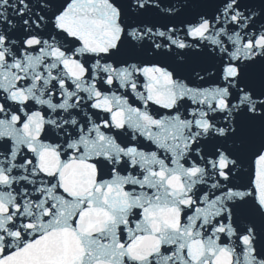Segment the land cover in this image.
Instances as JSON below:
<instances>
[{
	"label": "snow or ice",
	"instance_id": "1",
	"mask_svg": "<svg viewBox=\"0 0 264 264\" xmlns=\"http://www.w3.org/2000/svg\"><path fill=\"white\" fill-rule=\"evenodd\" d=\"M0 264H264V0H0Z\"/></svg>",
	"mask_w": 264,
	"mask_h": 264
}]
</instances>
